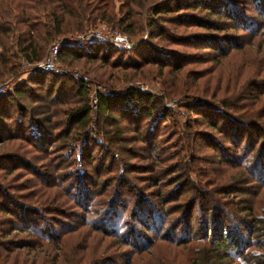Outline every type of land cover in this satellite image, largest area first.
I'll return each mask as SVG.
<instances>
[{
  "label": "rangeland",
  "instance_id": "1",
  "mask_svg": "<svg viewBox=\"0 0 264 264\" xmlns=\"http://www.w3.org/2000/svg\"><path fill=\"white\" fill-rule=\"evenodd\" d=\"M34 1L35 0H28L29 3L26 5H30L31 7L26 8L27 10L25 13L34 18V20H31L34 24L47 23L43 17L44 13H37L33 9L31 4ZM125 1L126 0H110L107 11L117 18L125 11ZM134 1L135 5L131 4L135 12L133 18L138 25H141V32L133 36L131 39L133 44L134 42L137 43L148 40L147 36L149 29L145 28L144 25L146 24V18L153 19L150 12L146 10L148 2H161L158 0ZM16 2L17 0H0V14H3L0 19L2 23L5 21L4 23L9 26V30L17 26L22 27V25L15 24V19H17L19 14L18 9H14ZM240 2L241 3L235 5V8L240 9L245 19L253 18V20L257 22L255 13L253 12V9H255L253 4L242 2V0H240ZM6 3L7 5H4ZM8 6L13 8L12 10L9 7V13L6 12ZM182 12L190 13L198 18L206 17L209 20L215 18L203 12L196 11H179L178 14H183ZM35 13L36 15H34ZM95 14L96 13H93L92 17ZM176 22L177 21L167 23L166 21L161 23L165 36L172 38L174 37L173 35H175L181 38H187L188 36L202 35L207 32L191 23L184 22L185 24L178 25ZM93 25L94 27L103 26L97 22L90 24L92 27ZM243 27H245V31L256 28L253 22L246 23ZM107 28L117 30L112 27ZM17 32L21 31L16 30L0 34V40L2 38L5 45V50L3 49L4 54L0 52V61H4V65L0 64V113L2 116L0 123H2L1 127L5 129L9 127L12 134L18 137L24 134V137L30 138V141L33 140L36 143L35 148H31L21 137V139L17 138L13 140L4 138L0 141V158L8 154L18 153L22 158L27 159L32 170L47 177L48 182H44L45 184H49L52 181L51 169H56L61 174L63 173L65 180L61 185L59 187L51 185L49 188H46L45 191L50 192L58 189V191H56L58 194L56 198L49 196L47 206L61 209L67 218L64 219V217H60L56 213L50 211L47 213L48 215L46 214L45 218L62 219L69 221L70 224L75 223L74 226L79 222V225L85 223L84 225L77 226L74 231L64 234L62 239H64L63 246H65V249H69V245L71 246L77 240L84 237L85 246L79 253L84 258H88L95 254L97 255L100 250L103 249L105 242L107 243L109 240L112 242V239L103 238L99 234L92 232L88 224L93 220L95 215L91 212H97L101 208H105L106 204L103 205V202H112V197L115 193V184L120 174H124V178L128 181L127 185H132L134 187L135 192L133 191V193L137 196L141 195L140 198L148 195L147 197L153 203L156 199L154 197L156 187H149V185L157 175V186L160 188V191L163 192L161 195L162 199L166 198L165 193L168 191L171 192V188L179 184L178 182H180V180L177 176H179L185 168L193 173L191 175L196 182L207 180L205 184H210L212 188L217 187V185L220 186L222 184L231 183L233 168L223 166L222 164L219 165L223 166L220 168L217 167L215 163L208 164L207 160L209 158H213L214 160V158L220 155V157L223 156L225 159L229 156L230 162H236L239 157L241 159L240 151L235 154L232 153L230 142L226 139L224 140L222 134L216 132L217 128L214 129V127H209L208 123H214L217 127L224 126L223 120H221L220 117L222 113L225 112L224 109L220 107L221 101L231 106L235 105L237 102L238 106H246V112H259L261 109L264 110V41L254 38L250 43H243V48L240 50H230L223 58L217 59V57L211 53L212 51L204 44L191 47L190 44L192 43L186 41L185 45H175L167 40L158 39L157 37L150 39L148 42L154 44L156 49L160 52L165 53L164 56L157 55L163 62L167 60L166 58H170L168 51H173L179 55L176 58H179L182 67L173 74H168L166 67L158 70L154 64L144 61L135 69H122L121 67L110 66L111 62L116 59H120L129 64L133 62L141 63V61L136 59V53L140 56L147 57L151 56V54L156 55V52H148L145 47H139L135 51V55L133 53L134 51L119 53L109 50L108 55H110V57L102 64V62L97 61L91 62L83 57L72 56V58H70L71 56H58L59 51H62L64 48H72L62 46L58 50L56 58L53 60L55 68L59 70L57 71L59 75H46L43 83H41L40 80L37 81L40 82L39 84H34L33 81L36 82V78L33 77L36 76L37 72L31 73V68L37 65V62H26L25 59L20 56L15 45L18 39ZM77 33L79 32L72 33L70 31L66 34L64 32L61 33V35L52 37V39L48 41L49 43L46 41L47 44H45L47 47L45 55L51 43H56L61 38L74 36ZM20 37L21 36H19V38ZM239 40L241 42L246 41L245 38H240ZM103 49H105V47L102 46L98 57L103 52ZM92 52L91 50L90 53ZM82 77L85 79L82 80ZM76 81L83 83L87 88L86 100L89 108V121L82 132H79V129L75 131L74 127H71L66 129L67 133L63 135L66 123V117L63 114L64 110L73 108L75 105L81 103L80 100H78V103L74 104L76 99L75 96H73L71 83ZM253 84H255V86L260 85V87L256 89V92L250 93L249 86ZM17 86L22 88V94L19 96L13 95L10 97V102L6 101L5 96L11 94L14 87ZM128 88L150 95L153 98V109L149 119H146L147 117L143 119V109H140V111L138 110L137 115L132 118L133 120L130 117L128 118L129 115L126 116V113L123 115L119 112L123 105L128 106L124 98L120 100L117 99V105L111 107L112 113H116L118 118L116 115L111 114L115 116V119L112 121L108 118L105 120L96 115L95 92L100 93V91H103L100 93L103 94L107 91L106 96L113 95V97L115 96V98H117V96H122ZM46 91L50 93L52 100V102H48L47 105L49 106V104L53 103L51 107L49 106V111L52 112L54 110L56 112L49 118V126L51 129L49 130L45 127L47 129L45 130L48 132V136L45 135V139H48V141L44 139H38L36 141V138H38L36 133L37 128L30 125V130H27L25 127V119L28 118L27 113L25 114L26 118L23 119L24 124H22L25 131H22L20 127L17 128V123L19 121L22 122L23 118L19 110L23 107L26 108L25 112L32 109L35 111L33 112L35 115L34 117L40 119L43 110L39 107L42 103L38 99H40ZM54 98L55 100L53 101ZM140 102V106L148 107V105L151 104L145 102L144 98H140ZM231 106H227V111L235 112ZM164 113L167 114L166 118H160ZM157 117L159 118L156 121L155 119ZM260 120L264 121V116L260 118ZM193 121H196L197 124H194ZM110 123H116L119 126L118 128L122 130H120L121 136H125L127 139V143H123L124 148L122 146L123 144L120 145L123 150L125 149V151H127V155L122 154L120 148H116L114 145L108 146L104 142L102 133L111 128L109 127ZM124 126H128L130 130L126 129ZM85 129H87V131H84ZM132 129L136 131L140 139L147 138L149 133H152L150 144L148 145V143L143 140L142 142L133 140L132 137L134 135ZM194 131L195 133L208 136L209 139L206 138L205 141H201L199 138H195V136L192 135ZM6 133L7 132L4 130L0 132L2 135ZM228 134L237 136L239 133L236 131L234 134V132L229 130ZM129 138L131 139L130 141H128ZM195 139L198 140L199 143H197ZM210 141L216 143L219 148L224 149L225 154L223 155L220 151L217 152L212 150L210 145H208ZM37 144H40L41 148L44 150L37 152ZM146 147L147 149H145ZM194 150L197 153L191 155ZM27 151L28 155L25 157L22 156L21 153H27ZM87 154L92 156L94 167L93 165H87ZM146 154L153 155L155 161L148 164L149 160L147 159L148 161H146L144 159ZM78 155H80V157H78ZM189 156L191 158L197 157V161H190ZM214 161L216 162V160ZM147 166L153 167V170L151 172L146 171L144 168H149ZM182 166L183 169H181ZM207 169L208 171L206 172L202 171ZM20 170L25 173L20 172ZM163 170H165L164 175H162L164 172ZM28 171L29 170L18 169L13 171L10 175H4L0 172V185L6 188L4 190L11 194L13 200L25 204V206H28L27 208L34 210L36 208V203H33L35 195L32 194V192L34 193L35 190L30 191L32 189L30 185H34L33 189L39 191V186L44 184L43 181L36 178V175ZM80 172L87 176V181L79 180L78 177H76V180L74 179V175ZM74 181L76 184L73 187L72 183ZM81 181L88 190V193L85 195L87 202L83 207H75L73 197L65 196L63 191L65 188L67 189L69 186H72L71 193L74 195L76 187L82 184ZM22 188L26 189L23 190ZM28 190L30 194L26 193ZM94 192H98L96 193L97 195H93ZM186 192L180 195L175 201H168L166 206H173V204L175 205L176 203L187 200L189 193ZM129 196L130 194L127 192H122L119 196L122 198L121 202L115 203L112 222L115 229L119 228V232H122L125 227L129 226L139 231V226L133 224L132 218L129 215V210L133 202L132 200H134ZM3 198L4 197L0 195V202L3 201ZM42 199L43 198H40V200ZM233 200L249 202L251 209L258 216L264 209V185L256 190L255 195H241L234 197ZM77 201V204L84 203L79 195L77 196ZM125 201H128V203L125 209H123L122 205L118 204H122ZM196 212H198L197 209ZM79 215L82 216L81 220L79 219ZM162 215H164L165 218V221H162L163 225L165 224L162 229L168 227L167 224L174 221L176 218H178V220L181 218L178 212L166 215L165 208L162 209ZM1 216L2 215H0V220ZM199 216L202 217L203 215L201 213H194L192 215L189 222L191 227L194 228V225L195 227L199 226ZM240 216H242V214ZM138 218L149 226L160 227V224L157 223L158 219L157 221L151 219L147 211L141 210ZM41 224L42 223H38V226H41ZM123 224H125V227H122ZM233 232L244 235L240 231ZM12 234L14 233H11L9 236ZM174 234V238L180 236V233L177 231L174 232ZM192 234L193 232L190 235L192 236ZM15 237H23V235L16 234ZM101 238L103 240H100ZM151 239L153 240L151 245L149 247H142V251L138 253L126 247L117 250L120 254L121 252L130 250L127 251V253H130L127 264H191V261L200 253L198 249L201 246V242L198 241L197 238L191 239L185 245L166 243L154 236H151ZM138 242L146 244L145 240H138ZM114 246L115 245L112 246L111 250L115 248ZM27 251L28 249L13 250L7 254L0 250V264H10L13 259L14 264L26 263L32 254V250L29 252ZM79 264L84 263L79 262ZM122 264H124V261H122Z\"/></svg>",
  "mask_w": 264,
  "mask_h": 264
},
{
  "label": "trees",
  "instance_id": "2",
  "mask_svg": "<svg viewBox=\"0 0 264 264\" xmlns=\"http://www.w3.org/2000/svg\"><path fill=\"white\" fill-rule=\"evenodd\" d=\"M158 1L161 2H148L146 7V10L153 16V19L146 18V24L144 25L145 28L149 29L147 36L148 40L137 43L134 42V44L128 49H119L108 43L89 45L87 46L88 48L85 47L86 49L64 48L62 51H59L58 56H71L70 58H72V56L83 57L91 62L97 61L102 62L103 64V62H106L110 57V55H108L109 50L119 53L134 51L133 53L135 55V51L139 47H145L148 52H156V55L151 54V56L147 57L140 56L136 53V59L141 61V63L133 62L129 64L120 59H116L111 62L110 66L121 67L122 69H135L143 63L142 61H144L146 63L154 64L158 70L166 67L168 74H173L179 71L182 67L181 61H179V58H176L179 55L173 51H168L170 58H166L167 60L163 62V60H160L157 55L164 56L165 53L160 52L156 49L154 44L148 42L150 39L157 37L158 39L167 40L175 45H185V43L188 42L192 43L190 44L191 47L204 44L212 51L211 53L216 56L217 59L223 58L230 50H240L243 48V43H250L254 38L264 41V0H242V2L253 4L255 8L253 9V12L255 13L257 22L256 20H253V18L245 19L242 16L240 9L235 8V5L241 3L240 0ZM109 2L110 0H35L31 4L33 9L37 13H44L43 17L47 23L34 24L33 21L31 22L34 18L25 13L27 10L26 8L31 7L30 5H26L29 3L28 0H17L14 9H18L19 14L17 19H15V24L22 25V27L17 26L16 28L9 30V26L4 23L5 21L2 23V20L0 19V34L16 30L21 31L17 32L18 39L15 45L18 49V53L26 62H38L43 59L47 47L46 41L48 42L52 37L61 35V33L64 32L65 34L70 31L72 33H80L95 28L96 26L94 27V25L93 27L90 26V24H94V22L102 24L106 28H116L120 33L124 34L131 40L134 35L141 32V25H138L133 18L135 12L133 11L131 4L135 5V1L126 0L124 2L125 11L117 18L107 11ZM4 5H7V3ZM9 7L10 6H8V10L6 11L8 13L11 8ZM11 9L13 10V8ZM179 11L203 12L215 18L213 20H209L206 17L198 18L190 13L182 12L183 14H178ZM93 13L96 14L92 17ZM1 15L3 14H0V17ZM34 15H36V13ZM166 21L167 23L177 21L176 23L178 25H183L185 24L184 22L191 23L207 32L202 35L188 36L187 38H181L180 36L172 34L174 37L171 38L165 36L164 29L161 26V23ZM249 22L255 23L256 28L245 31V27L243 26ZM19 36L21 37L19 38ZM240 38H245L246 41L241 42L239 40ZM102 46L105 47V49H103V52L98 57ZM4 47L5 45L1 38L0 52L2 54H4ZM91 50L93 51L92 53H90ZM0 64L4 65V61H0ZM46 75L59 74L50 71L39 72L33 77L36 78V82L33 81V83H43ZM71 85L74 94L73 96H75L76 99L74 104L78 103V100H80L81 103L75 105L73 108L64 110L63 114L66 117V123L63 135L67 133L66 129L71 127H74L75 131L79 129V132H82L89 121V108L86 100L87 88L83 83L78 81L71 83ZM259 87L260 85H250V93L256 92V89ZM21 89L20 86L14 87L11 94L5 96L6 101L10 102V97L13 95H21ZM94 97L96 99V115L105 120L107 118L112 121L115 119V116L113 115H116V113H112L111 107L117 105V99L120 100L123 98L128 103V106L123 105L119 110L123 115L126 113V116L129 115L128 118L130 117L132 119L137 115L138 110L140 111V109H143V119H145V117H147L146 119L151 117L154 103L153 98L150 95L143 94L134 89H126L125 93L122 96H117V98H115V96L113 97V95L106 96L98 92L94 93ZM140 98H144L145 102L151 104L148 105V107L140 106ZM38 100L42 103L39 106L40 109L43 110V112H41V118H35V115L33 114L35 111L32 109L25 112V107L21 108V110H19V108L18 110L21 111L23 118L22 122L19 121L17 123V128L20 127L22 131H25L22 124H24L23 119L26 118L25 114L27 113L28 118L25 119L26 129L30 130V125H32V127L34 126V128H37L36 133L38 138H36V141L38 139L48 141V139H45V135L48 136L46 130L51 129L49 126V118L56 111H49V106L51 107L53 104H49V106L47 105L48 102H52L49 92L46 91V93ZM54 100L55 98L53 101ZM227 106L231 105H227L223 101L220 102V107L225 111L222 113V116H220L221 120H223L224 126L217 127L214 123H208V126L214 127V129L217 128L216 132H220L224 140L226 139L230 142L232 153L235 154L240 151L241 159L239 157L240 160L237 159L238 161L236 162H230L229 156L225 159L223 156L220 157L219 155V157L214 158L216 162L213 158H209L207 163H215L217 167L220 168L223 166L233 168L231 183L222 184L220 186L217 185V187L212 188L210 187V184H205L207 183V180L196 182L191 175L193 173L189 172L186 168L183 169V165L181 167L183 172L179 174V176L176 175L180 180V182H178L179 184L171 188V192L168 191L165 193L166 198L164 199L161 198L163 192H161L160 188L157 186L158 179L156 177L158 175L152 180L149 187H156L154 193L156 199L153 203L147 197L148 195L140 198L141 195L137 196L133 193L134 187L132 185H127L128 181L124 178V174H120L117 177L112 202H103V205L106 204L105 208H101L97 212H91L95 215L93 220L88 224L92 232L99 234L103 238H110L112 239V242H110V240L107 243L105 242L103 249H101L97 255L95 254L88 258H84L79 253L85 246L84 237L77 240L71 246L69 245V249L64 248V239H62L64 234L74 231L77 226L84 225L85 223L79 225V222L74 226L75 223L70 224L69 221L62 219L45 218L49 211L56 213L60 217H64V219L67 218L61 209L56 207L50 208L47 206L49 196L56 198L58 195L56 191H58V189L50 192L45 191L46 188H49L51 185L59 187L65 180L63 173L61 174L56 169H51L52 181L49 184H45L48 182L47 177L32 170L27 159L22 158L18 153L2 156L0 158V172L4 175H10L13 171L18 169L29 170L33 175H36V178L43 181L44 185L39 186V191L33 189L34 185H30L32 188L30 191L35 190L34 193L32 192V194L35 195L33 203H36V208L34 210L27 208L28 206H25V204L13 200L11 194L4 190L6 188L0 185V195L4 197L3 201L0 202V215H2L0 220V250L7 254L13 250L28 249L27 252L32 250L31 257H29L28 261L23 264H79V262L84 264H122V261H124V264H127L130 257V253H127V251L130 250L121 252L120 254L117 249L126 247L133 252L138 253L139 251H142V247H149L151 245L153 241L151 236L166 243H173L174 245H185L191 239L197 238V240L201 242V246L198 249L200 253L196 255L193 261H191V264H264V209L257 216L251 209L249 202L233 200L234 197L241 195H255L256 190L264 185V121L260 120V118L264 116V110L261 109L259 112H246V106H238V103L236 102L235 105L231 106L232 109L237 112L235 113L228 112ZM166 115L167 114L164 113L160 118H166ZM1 117L0 113V119ZM116 117L118 118V115H116ZM158 118L159 117L155 120L157 121ZM193 123L197 124L196 121H193ZM1 124L2 123H0V132L4 130L7 133L3 135L0 134V141L4 138L13 140L21 137L28 146L35 148V141H30V138L24 137V134H21L20 137L16 136L11 133L9 127H6L5 129L4 127H1ZM45 127H47V129ZM109 127H111L109 130L102 133L104 142L108 146L114 145L116 148H120L121 153L127 155V151H125V149L123 150L120 146L123 143H127L125 136H121L122 130L118 128L119 126L116 123H110ZM124 127L130 130L128 126ZM229 130L234 132V134L238 131L239 134L237 136L229 135ZM84 131H87V129ZM132 132L134 135L132 137L133 140H139L140 142L143 140L146 141L148 145L150 144L152 133H149L147 138L140 139L134 129H132ZM192 135L195 136V138H199L201 141H205V139L208 138V136L195 133V131ZM130 140L131 139L129 138L128 141ZM195 141L199 143L198 140L195 139ZM208 145H210L212 150L217 152L220 151L223 155L225 154V150L219 148L216 143L210 141L208 142ZM122 146L124 148V144ZM36 148L37 152L44 150L41 148L40 144H37ZM145 149H147V147ZM162 151L165 154L163 148ZM145 152L148 153L147 151ZM196 153L197 152L194 150L191 155H195ZM21 154L25 157L28 155V151L27 153ZM78 157H80V155H78ZM91 157L90 154H87V165H93L94 167ZM189 158L190 161H197V157L191 158L189 156ZM144 159L146 161L149 160L148 164L155 161V157L150 154H146ZM220 164L223 166H219ZM144 169L151 172L153 167ZM163 171L162 175L165 174V170ZM202 171L206 172L208 169ZM20 172L23 171L20 170ZM77 174V176L74 175L75 180L77 179L76 177H78L79 180H88L84 173L80 172ZM75 184L74 181L72 186L74 187ZM72 186H69L67 189L65 188V190L63 188L64 191L62 189L60 190L63 191L65 196L73 197L75 207H83L87 202L85 199V195L88 193L87 187L84 186L83 183L78 185L76 187V192L73 195L71 193ZM22 189L25 190L26 188ZM30 191L28 190L26 193L30 194ZM122 192H127L130 194L129 197L134 199L132 200L133 202L131 209L129 210V215L132 218L133 224L139 226V231L130 226L125 227V224L122 226L125 227L122 232H119V228L115 229L113 227L114 224L112 220L114 217L115 203L121 202L122 198L119 196ZM185 192L189 193L187 200L176 203L175 205L173 204V206H166L168 201H175ZM96 193L98 192H94L93 195H97ZM78 195L81 197V200L84 201L83 204H77ZM40 198L43 199L40 200ZM127 203L128 201H125L118 205H122L123 209H125ZM163 208H165L166 215L178 212L179 216H181L180 220L176 218L174 221L168 223V227H165L164 229H162L165 225L162 223L163 220L165 221L164 215H162ZM196 209L198 212H196ZM141 210L147 211V214L151 219L155 221L158 219L157 223L160 224V227L149 226L145 222H142L143 220H139L138 217ZM194 213H201L203 216H199L198 218L199 226L195 227L194 225L193 228L189 225V222ZM241 214L242 216H240ZM79 219H82L81 215H79ZM38 223H42L41 226H38ZM176 231L180 233V236L174 238V232ZM233 231H240L244 235ZM192 232L193 234L191 236L190 234ZM11 233L14 234L9 236ZM16 234H22L23 237H15ZM100 240L103 239L101 238ZM138 240H145L146 244H143L142 242L139 243ZM111 243L115 245V248L112 250L111 248L113 245ZM15 254L18 255L17 253ZM10 264H14V259Z\"/></svg>",
  "mask_w": 264,
  "mask_h": 264
},
{
  "label": "built area",
  "instance_id": "3",
  "mask_svg": "<svg viewBox=\"0 0 264 264\" xmlns=\"http://www.w3.org/2000/svg\"><path fill=\"white\" fill-rule=\"evenodd\" d=\"M97 43H108L119 49H128L133 44V42L127 36L117 30L108 29L104 26L95 27L93 29L77 33L74 36L61 38L56 43H51L43 59L38 61L37 65L31 68V73L44 71L58 73L57 71L59 70L55 68L53 60L56 58V54L62 46L79 49ZM81 79L83 80L85 78L82 77ZM101 92L103 91H100V93ZM103 94L107 95V91Z\"/></svg>",
  "mask_w": 264,
  "mask_h": 264
}]
</instances>
